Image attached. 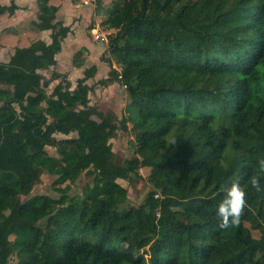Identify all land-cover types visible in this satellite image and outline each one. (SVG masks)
Wrapping results in <instances>:
<instances>
[{
    "label": "trees",
    "instance_id": "trees-1",
    "mask_svg": "<svg viewBox=\"0 0 264 264\" xmlns=\"http://www.w3.org/2000/svg\"><path fill=\"white\" fill-rule=\"evenodd\" d=\"M49 1L38 0L34 25L51 29L52 41L0 62V264H264V0H115L103 23L114 30L107 59L119 66L110 80L126 85L129 100L120 118L90 103L95 67L75 87L39 72L56 63L70 31ZM16 8L0 4V14ZM129 123L134 153L118 163L110 140ZM142 167L151 188L126 207L118 179ZM85 170L93 181L71 195ZM45 171L60 195L22 200ZM234 180L247 207L224 230L216 211Z\"/></svg>",
    "mask_w": 264,
    "mask_h": 264
},
{
    "label": "crops",
    "instance_id": "crops-1",
    "mask_svg": "<svg viewBox=\"0 0 264 264\" xmlns=\"http://www.w3.org/2000/svg\"><path fill=\"white\" fill-rule=\"evenodd\" d=\"M49 2L58 6L54 22H61L65 26H70V31L62 41L61 51L56 54V63L49 68L39 70V72L45 78H50L55 70L64 74L71 81L72 87H75L78 79L85 77L86 70L95 67V74L86 81L92 87L89 93L90 103L98 105V108L104 112L113 111L115 114L118 111L121 112L122 108H119L118 105V111L103 110L100 107L106 101L116 103L121 95L126 96L127 93L119 80H110L116 62L113 59L107 62L102 60L101 57L103 52L106 51V46L101 40L95 42L88 34L87 26L93 18L98 17L96 14V0H50ZM13 3L17 6L13 14L8 12L0 14V62L5 63L10 61L18 47H27L38 39L46 43L52 41L51 29L39 30L34 25L35 22H39L40 7L38 0H0L2 5L10 6ZM98 25L90 27L91 33L101 32ZM82 48L85 50L83 52L85 61L81 66H77L74 63V56ZM116 69L119 70V67ZM102 81H107V83L102 84ZM59 82L60 79L51 81L46 87L47 93L50 94ZM122 100L123 98L118 103H121ZM51 120L49 118V121ZM54 136L58 139L71 138L77 137L78 132L74 131L69 134L55 132ZM54 149L56 151L55 147Z\"/></svg>",
    "mask_w": 264,
    "mask_h": 264
},
{
    "label": "rangeland",
    "instance_id": "rangeland-1",
    "mask_svg": "<svg viewBox=\"0 0 264 264\" xmlns=\"http://www.w3.org/2000/svg\"><path fill=\"white\" fill-rule=\"evenodd\" d=\"M115 5H116L115 0H103L101 5H99L96 2V11H97L96 14L98 15V17L93 18L91 23L89 24V26H87L88 34L90 35V37L95 42H99V40L95 39V34L91 33L90 27L91 26L94 27L95 25L99 24L98 27H99L100 31L103 32L106 37L111 32H113L114 30L108 29L107 25L104 24L103 22L109 16L110 12L115 8ZM104 45L106 46V51H105V53L103 52V55L101 58L103 61L107 62L109 60V59H107L108 58V56H107L108 44L104 43ZM123 89H125V92L127 93L126 88L123 87ZM95 96H96V93H95ZM121 98H123L122 102L118 103V101ZM119 100H117L116 103H112V101H106L105 103L100 105V107L103 108V110H114L115 111V110H117V105H118L119 108H122L121 112H119L117 110L118 113L116 114L120 118L122 116V114L124 113V110L126 107L125 104H127L129 101L128 95H126V96L121 95ZM131 126H132V124L129 123L128 129L119 130L117 132V135L115 137L111 138V140H110L112 142V148L115 152V161L118 163H122L127 157L133 155V153H134V142H135L134 136L135 135H134V131L131 129ZM45 148L50 154H53V155L56 154L54 147L47 145ZM150 170H151L150 167H142L139 170V173H140L139 176H133L132 179H118V182L121 185H123L127 190V197L128 198H127V201L124 204V206H126V207L136 206V205H139L143 201L147 192L151 188V185L148 181V175L150 173ZM54 179H55V176H53V175H51L45 171L41 175L40 181L34 186L31 193L28 195H21L20 198L22 200H26L35 194H48V195H51L54 197H58L60 194L58 193V191L55 190V186L53 183ZM92 181H93V176L88 175L86 173V170H85L84 172H82V174L80 175L78 180L74 184H72L71 190L69 191V193L71 195L82 194L83 187L87 183H91ZM40 222H44V220L36 219V223H40ZM246 224L249 226L248 223H246ZM52 227L55 230H60L62 227V224L59 221H54V222H52ZM251 231H252L254 236H256V237L260 236V233L258 230L251 229ZM10 238L13 239L14 235H11ZM124 248H125V245L122 246V249H124ZM16 262H17V258L13 257V263H16Z\"/></svg>",
    "mask_w": 264,
    "mask_h": 264
},
{
    "label": "clouds",
    "instance_id": "clouds-1",
    "mask_svg": "<svg viewBox=\"0 0 264 264\" xmlns=\"http://www.w3.org/2000/svg\"><path fill=\"white\" fill-rule=\"evenodd\" d=\"M170 143L176 144V138L173 137ZM259 167L261 171H264V160L260 161ZM251 187L256 191L261 190L257 178L251 180ZM223 191L225 194L218 205L216 215L219 218L218 227L227 230L239 226L241 217L247 207V193L245 189L241 187L238 180H234L229 185L225 186Z\"/></svg>",
    "mask_w": 264,
    "mask_h": 264
},
{
    "label": "built area",
    "instance_id": "built-area-1",
    "mask_svg": "<svg viewBox=\"0 0 264 264\" xmlns=\"http://www.w3.org/2000/svg\"><path fill=\"white\" fill-rule=\"evenodd\" d=\"M95 37H96V39H98V40H101L102 42H104V43H106V44H108V42H109V39H108V36L106 37L105 36V34L103 33V32H97L96 34H95ZM107 56L109 57V53L107 54ZM112 60V59H111ZM115 64V63H114ZM115 66V68H118L119 66L118 65H114ZM122 76L119 74V78H121ZM123 87H125L126 88V85H123Z\"/></svg>",
    "mask_w": 264,
    "mask_h": 264
}]
</instances>
